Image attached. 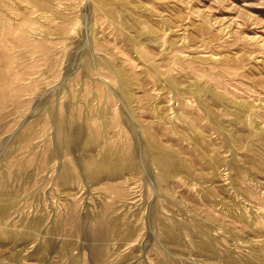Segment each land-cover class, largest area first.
<instances>
[{
    "label": "rangeland",
    "instance_id": "obj_1",
    "mask_svg": "<svg viewBox=\"0 0 264 264\" xmlns=\"http://www.w3.org/2000/svg\"><path fill=\"white\" fill-rule=\"evenodd\" d=\"M0 196V264H264V0H0Z\"/></svg>",
    "mask_w": 264,
    "mask_h": 264
},
{
    "label": "bare ground",
    "instance_id": "obj_2",
    "mask_svg": "<svg viewBox=\"0 0 264 264\" xmlns=\"http://www.w3.org/2000/svg\"><path fill=\"white\" fill-rule=\"evenodd\" d=\"M108 157L103 158L101 161H98L96 163V167L94 168V170L90 171L91 174H93L94 178H97L98 176L102 175V174H106L109 177L112 176L113 172L115 171L112 167L109 166ZM162 163V162H161ZM160 165V164H159ZM162 165V170L164 175H169L170 174V169L168 166H163ZM11 203V199H8L6 196H0V212L1 213H5L8 210V207H10ZM36 230L34 228H30L29 230H27L25 233H23V238L25 240H31L34 235H35Z\"/></svg>",
    "mask_w": 264,
    "mask_h": 264
}]
</instances>
